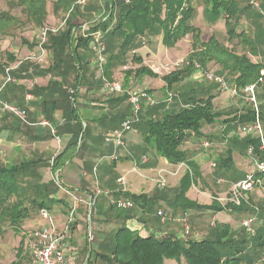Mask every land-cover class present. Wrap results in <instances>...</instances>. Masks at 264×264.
<instances>
[{
    "label": "trees",
    "instance_id": "16d2710c",
    "mask_svg": "<svg viewBox=\"0 0 264 264\" xmlns=\"http://www.w3.org/2000/svg\"><path fill=\"white\" fill-rule=\"evenodd\" d=\"M75 1L57 0L53 3V9L54 11L59 8L67 9ZM203 1L205 3L204 12L210 20H217L223 16L229 39L239 37L242 40H246L243 29L236 31V24L239 22L238 20L244 17L247 11H250L252 0L244 8L239 6L238 0ZM19 2L25 6L29 17H36L41 19L42 22L45 20L47 0H19ZM105 2V16L94 21L87 30H81V34L77 38H73L71 35L73 24L68 19L65 21L66 24L63 30L49 31L46 47L51 52L52 61L47 71L56 66L64 68L68 66L71 69H75L74 65L79 62V60L75 61V58L77 56L81 58L79 53L76 55L77 51L85 48L92 51L91 47L96 35L98 40L104 44L103 54L107 53L109 55L105 61L104 74L106 78H110V68L114 61H119L129 51L134 52L136 47H139L145 41L150 42L160 36L164 46L172 47L180 38L191 34V52L185 67L196 68L193 65L194 62L200 67H208L209 63L219 65L221 72L229 74L236 94H239V92L243 93L245 86L259 80L260 70L264 68L263 63L251 61L246 54H235L212 35L206 41L201 39L199 28L192 22L197 13V8H194L191 0H106ZM258 5L257 16L264 17V0ZM5 19L12 21L15 20V17L10 14L0 17V20L5 21ZM259 35L258 42L262 45L264 43V32ZM257 37L258 35L256 34L255 38ZM114 48L115 51H113ZM66 49L72 55L73 61L71 65H68V62L66 64L63 56ZM83 58L82 56V60ZM132 59L139 63L142 61L138 53H135ZM83 63L88 62L84 60ZM183 72L181 69L173 70L160 77L168 91H171L170 89L174 84L180 82ZM144 73L151 77L158 76V73L154 72L153 69L143 65L138 66L137 70L134 71L135 75ZM127 74L129 75L131 72ZM83 77L81 70L80 75L75 77L74 84L77 83L78 78L82 80ZM54 83V81H49L48 85ZM64 95L65 99L68 100L69 113L73 116L72 101H74L75 94L72 98L68 92L64 93ZM186 95L184 105L178 108L177 111H167L160 117L144 120L142 124L144 130L143 140L157 154L168 163L174 165L183 164L186 167L184 174L179 180L180 184L176 188V194L172 201L173 208H179L184 211L187 208H193L196 210H209L213 213L224 210L235 212H243L245 209L253 210L254 208L250 207L251 203L246 201L235 203L228 200L224 205H221L214 198L209 204H198L185 196V191L189 186L198 178H201L200 167L189 158L186 150L182 149L188 136L191 133L195 136H201L200 129L203 125H211V123L218 120L222 125L226 124L233 127L238 124L250 123L254 120L252 107L245 104L243 111H240L239 114L222 119L225 114L213 106L215 95L210 94L206 97L196 93L190 95L187 93ZM125 98L127 99L128 97L126 93H123L117 99L123 100ZM263 115L260 114V118L264 122ZM124 117H121L119 121L124 120ZM47 121L53 125L49 119ZM77 127L76 131L73 132V141L69 143L73 147L77 145L81 131L86 130L80 124ZM231 137L233 138L230 140L234 145L237 144L242 149L252 146L254 155L258 154L259 140L256 137L246 136L239 138L235 135ZM226 150L229 152L227 156L218 158V165L223 166L225 169L234 166L231 148ZM57 159L58 155L53 156L52 165L50 163L51 171L56 170ZM36 163L34 160L10 164L0 163V218L8 220L12 231L17 233L23 230L21 225L27 218L29 207L38 211L41 208L48 210L49 203L63 201L50 197V192L53 188L51 184H56L55 179L40 183L42 174L36 172ZM254 175L261 176L264 179V176L258 172ZM27 189L33 190L34 193L29 199L27 197ZM156 192H158L159 196L154 194L147 197L143 193L135 194L130 192L123 194L115 192L116 196H114L117 197L121 194L123 198H128L133 202L132 207H137L138 212L147 214L150 209L148 201L154 204L160 199L163 200L160 191ZM113 209L119 213L118 210L123 208L109 205L108 210L112 211ZM263 212L264 208L261 213L257 211L255 216L259 217ZM127 214H123V217L119 216L121 217L119 218L121 222L109 239L111 246L109 248L103 247L101 249L102 252H97L94 256L96 261L102 260L106 264H165V260L174 259L175 264H264L263 224L256 228L253 235H250L241 225V229L237 230L230 223L214 220L205 236L185 239L173 232L155 233L150 229L144 230L142 234L139 230L126 226V220L131 218ZM155 215L158 216V213L155 212ZM10 264H18V260H14ZM87 264H92V261Z\"/></svg>",
    "mask_w": 264,
    "mask_h": 264
},
{
    "label": "crops",
    "instance_id": "0c3cea01",
    "mask_svg": "<svg viewBox=\"0 0 264 264\" xmlns=\"http://www.w3.org/2000/svg\"><path fill=\"white\" fill-rule=\"evenodd\" d=\"M191 3L194 8H197L194 0H191ZM100 6L101 5H99L98 2L96 3L92 0L87 4L79 5L77 7L75 6L76 8L74 9V6L72 5L67 9L54 11L53 5L49 6L46 4V17L42 22L41 19L36 17H29L26 13L25 6L21 4L19 0H0V17L5 16V14H10L15 17V20L12 21H7L6 19L5 21L0 20V86L5 79V72H3V70L7 66L14 67L10 71L12 73V80L7 82L1 91L0 97L3 101L13 103L21 109H24L26 113L25 115H27L31 121L38 122L39 120L49 119L56 128L57 134L60 136L61 145H58L54 137L51 136L48 128L40 124L27 125L22 123L19 118L10 112L0 113V141H9H7V143L10 145L5 143V145H8V152H11L10 158L12 159H10L9 162L15 161V163H20L25 160H34L37 162L35 170L36 172L41 173L42 177L46 174V171L50 176L49 181L57 176L61 185L68 190L71 189L75 191L79 197H81V201L78 204L75 213L76 221L71 225V230L68 235V243H70V246L73 245L76 249L73 254L75 259H70L71 253H69V249H67V261L63 264H87L89 261L95 263V254H97V252H102L101 249H103V247L109 248L111 246L109 239L113 236L114 230H116L118 224L121 222L119 219L120 217H116L118 213L114 211V209L110 212H108L109 210L106 211L105 213L107 214L104 218L105 222L97 221L94 224L96 228L94 232L95 235L91 233L93 235L92 240H87V234L84 235V228H82L83 222L80 216L82 214H80L81 212H79V210H84L82 206H85V210L88 213V197L94 193L86 184L88 181L84 178L82 179V177L86 175V171L79 166L78 162L81 164L83 163L84 166L89 162L88 164L91 166L93 173H95V180L99 185H101V182L105 186H107V184L111 185V182H109L112 181L111 173L108 172H111L112 170L117 171L113 183L115 188L112 189V191L102 190L104 191V197L101 198V200H107L109 205H111L110 200L112 198H123L121 194L115 197V192H121L122 194L127 192L135 194L143 193L147 197L152 196L156 191H160L156 180L160 176L165 178L166 175H163L162 173L166 171L167 173H171L172 171H175L178 166L185 167V165L168 163L143 140V121L149 118L160 117V114H164V111L162 110L164 108L167 109L171 107L172 109L174 103L166 104L164 102L167 96L177 97L178 101L176 100L177 102L175 106L179 107L184 105L187 93L189 95L196 93L205 97L213 94L215 95L213 106H215V101H218V99H222L224 102L228 99L225 95L226 93H224L225 91L222 93L216 92V89L219 90L221 86L208 91V86L205 85L207 80H205L204 77H201V69H195L190 76L183 78L185 82H191V84L194 85L193 87L190 86L189 89H184L181 92L178 90L176 93L172 92V87L179 83L172 86L170 89L171 91H168L165 87L164 81L160 78L162 75L158 73L157 70L163 69L164 71L168 70L167 72H170L181 69L184 71L187 58L191 52L190 44V49L187 50L188 52L186 55L176 59V62L173 63L176 67H174L173 64L162 66H155V64L147 65V67L152 68L154 72L158 73V76L144 77L141 81L144 82V85H150V88H153V94L157 93V90L155 89L164 87L168 91L167 96H164L163 99H158L156 105L152 108L147 106L144 102L141 103V116H139V121L135 125L136 130L125 133L124 147L114 149L112 143L110 144L104 141V137L118 125L121 117H124V115L126 117L128 115L126 114L127 111L124 110V104L127 106L129 104L127 99H117L119 96L118 94H112L111 90L104 89L103 83H101L99 79L97 80L95 76L94 78H91L89 76L90 74H88V72L86 73L85 69H82V64L85 63H76L74 65L75 69H71V67L68 66L65 67L66 69L64 67L56 66L55 68L50 69V71H47L52 61L51 52L48 50V52L43 55L38 53V34L43 28V25H57L60 27L65 23L66 19H69L70 23L73 24L71 35L73 38H77L82 30H78L80 24H82V28L83 26H86V24L97 21L105 16L106 11L104 5ZM196 12L197 13L192 22L198 26L195 22L200 13L198 8ZM238 21L239 22L236 24V31L238 29H243L238 28L237 25L241 23L240 20ZM75 30L78 31L76 32ZM248 37L250 36L248 35ZM156 38L159 40V43H161V37L159 36ZM190 40H192V37L189 41ZM181 41L180 38L172 48H178ZM150 42L149 43L152 44V40ZM142 48L145 49V53L150 52V48L147 45L139 48L136 47L134 52L138 50L140 51ZM164 48L165 51L163 52H166V54L168 53L167 51L171 49L167 46ZM82 51L83 49H80V52ZM139 55L143 60L144 54L140 53ZM84 60L91 62L90 57H84L83 62ZM250 60L254 61L255 58H251ZM146 61L147 59L144 58L143 63L145 64ZM92 66L93 62L90 67ZM212 66L213 64L209 63V67ZM81 70L84 77L80 80L79 76L77 83L74 84V79L77 75H80ZM184 72L181 76H183ZM203 80L205 81L204 83H202ZM49 81H54L55 83L48 85ZM96 81H98V85ZM159 81L161 82L160 84ZM210 82L211 81H209V83ZM140 85L143 86V84ZM232 87L233 85L231 88ZM68 89H74L75 91L74 101H72L73 116L69 113L68 100L65 99L64 95V93H67ZM226 105L233 106L237 111L235 110V112L230 115H224L222 119H225V117L228 116H233L234 114H239L240 111H243L244 104L242 101L239 104L231 102ZM218 109L224 110L225 108L222 105L219 106ZM78 124L84 127V129L86 128V130L81 131L80 139L77 140V145L73 147L72 144L69 145V143H72L73 141V132L78 128ZM213 124H220V122L218 120L211 123V125H203L200 129L202 135L195 136L191 133L188 136V139L184 142L185 145L182 146V149H185L188 153L189 158L198 165H200L201 159L206 160L205 165L211 163L209 156L214 152L211 146L213 142L217 141L216 135H212L211 132V126ZM240 125L243 124H238L235 127ZM225 126L228 125H222L223 128H225ZM244 135L254 137L251 134L245 133L242 134L241 137H244ZM205 141L209 143L208 147H204L203 143ZM121 148L122 152L120 151ZM149 151H151L152 154H150ZM55 155H58L57 168L56 170L51 171L50 160ZM143 156H147L146 162L141 161ZM73 164L77 165L81 170V174L76 171V167L73 166ZM199 167L201 168L202 166ZM120 177L124 178L125 186L116 182V179ZM42 180L43 178L40 183L44 182ZM50 194V197H53L54 199L63 200L49 203L48 209L49 213L54 216L58 226L61 227L67 217L69 198L68 195L56 184L54 188H52ZM244 195H247V192L244 193ZM96 198H94L95 204L98 202V199ZM247 202L249 201L247 200ZM158 210H161L159 206L156 211ZM91 212L92 210L90 211V214ZM97 212L101 213L99 210H96V213ZM209 212L213 213L211 211ZM36 215L37 217L33 220L34 226L30 228L28 232L32 229L40 228L45 222L38 214ZM215 217V214L212 215L211 220H216ZM147 223L148 224L145 226L139 224L133 217L128 218L125 222L127 227L129 226L132 229H137L142 234L144 230L147 229L153 230L155 233L173 232L168 231L160 222L158 224H152L147 220ZM92 231L93 230H91V232ZM175 234L180 236L178 230Z\"/></svg>",
    "mask_w": 264,
    "mask_h": 264
},
{
    "label": "rangeland",
    "instance_id": "374dc122",
    "mask_svg": "<svg viewBox=\"0 0 264 264\" xmlns=\"http://www.w3.org/2000/svg\"><path fill=\"white\" fill-rule=\"evenodd\" d=\"M57 1V0H47V4L49 6H52L53 3ZM92 0H87L85 4H87L88 2H90ZM96 3L98 2L99 5H104L106 2V0H94ZM251 0H238L239 6L244 8ZM253 3H251L250 5L252 7H250V11H247L246 14H244V17H242L240 19L241 23L238 24V28H243L244 32H245V36L246 40H242L239 37L237 38H231L229 39L226 33V29L227 26L225 24V21L223 20V16L221 17V19H217V20H210L208 18V15L204 12V6L205 3L203 0H194V3L197 5V8L199 10V15L196 19V24L199 26H197L199 29V36L201 37L202 40L206 41L208 40V38L210 37V35L214 36L216 39H218V41L223 45H225L227 48H229L230 50H232L235 54H246V56H248V58H255L254 61H260L261 63H264V43L262 45L259 44V38H260V33L264 32V17H259L257 16V11H258V7L260 4V2H263V0H252ZM77 0L72 4L74 8H76L77 6H79V4L77 3ZM254 2L257 3V5L254 4ZM71 5V6H72ZM76 6V7H75ZM100 6V7H101ZM61 9V8H59ZM58 9V10H59ZM75 11V10H73ZM69 20V19H68ZM246 21V22H245ZM236 22V21H235ZM233 22V23H235ZM93 23V22H92ZM92 23L86 24L87 27H89V25H92ZM66 23H64L62 26L58 27L57 25H43L42 27H47V28H59V30H63V28H65ZM79 25V24H78ZM81 25L80 24V28L78 30L81 29ZM78 30H75L76 32ZM256 34L258 35L257 38H255ZM188 35V36H187ZM185 35L183 38H181V42L179 43V47L178 48H172V47H168L171 48L169 49L166 54V52L164 53L163 51H165L166 46H162L163 44L159 43L158 39H153L152 40V44H150L149 42H144L142 45H140L139 47H143L145 45L149 46L150 48V52L145 53V49L142 48L140 49V51H136V52H127L126 55H124L123 57H121L119 59V61H114V64H112L111 66V77L110 78H106L105 74H104V66L105 63L103 64L102 68H100L97 64H96V58H95V54H93V52L87 48L83 49L82 52H80V49L78 50V52L76 53V55L79 53L81 56V58H79L78 56L75 58V61H78L77 63H83L82 60V56L83 57H90L91 62L82 64V69L86 70V73L88 72V74H90L89 76L91 78H94V76L96 77V79L100 80L102 83V78L106 79L107 81L109 80L110 82H115L118 83V85L120 86V91L115 92L112 91V94L116 93L119 96H121L123 93H126V95L128 94V92L132 93V92H138L139 90H143L146 89L148 92L151 93V96L154 97L155 99V104L153 106L156 105L157 100L158 99H163L164 96H167V89L163 88H157L155 90H157V93H152L154 92L153 88H150V85H144V82H142L141 80L144 79V77H149L148 74L144 73L142 75H135L134 71L137 70L138 66L143 65L145 67H147V65H151V64H155V66H162V65H170L175 63L176 59H179L180 57H182L183 55H186V53L188 52L187 50L190 49L189 45L191 44L192 40L189 41V39H191V34H187ZM248 35L250 37H248ZM78 37V36H77ZM104 42V41H103ZM48 44L47 39L44 43V53L48 52V49L46 47V45ZM153 46V48H152ZM138 47V48H139ZM113 51H115V48L113 49ZM39 54H43L41 53V51L39 50L38 52ZM135 53H143L144 54V58L147 59L146 63H143V60L139 63L136 62L135 60L132 59L133 55ZM105 55V61L108 59L109 55L107 53H104ZM66 61V64L68 62V65L72 64V55H70V52L68 49L65 50V54L63 55ZM255 56V57H253ZM142 58V57H141ZM164 58V59H163ZM84 59V58H83ZM188 59V58H187ZM93 62V66H91ZM174 67H176L173 64ZM219 67V65H217ZM216 66V64H213L212 67H200L201 69V77L203 78L204 73H209L212 72L215 75H218L220 77H222V79L225 80V85L226 87L224 88H220L219 90H217L216 88L219 87L220 85L218 83H215L213 81H211L209 83V81H206L205 85L208 86L207 89L208 91L216 89V92L218 93H226V97L228 99L225 100V102L222 99H218V101H215V108L218 109L219 106H224V110H220L222 111L225 115H230L232 113L235 112L236 109L233 108V106H229L226 104H230L231 102H236V103H240L241 101L243 102V104L250 106L251 104L248 100V95L247 93L243 92L239 94H233L231 93V86L232 81L230 79L229 74H227L226 72H221L220 68H218ZM127 67V68H124ZM150 68V67H148ZM163 68V67H161ZM186 68V70H185ZM152 69V68H150ZM196 68H192L190 66L188 67H184V74L183 76H181V81L179 82L178 85H173L174 87H172L173 89V93H176V91H182V90H187L191 87H193L194 85L191 84V82H185V80H183V78L190 76ZM198 69V70H200ZM162 70V71H161ZM161 70H157L158 73H160L161 75L166 74L167 71H164L163 69ZM170 70V69H169ZM131 72V74H127ZM151 77V76H150ZM154 77V76H153ZM264 79V77H263ZM205 81L203 80L202 83H204ZM97 85H98V81H96ZM161 82L159 81V84ZM140 84H143L140 85ZM177 84V83H176ZM222 90V91H221ZM255 92V96H256V100L258 103V107L260 110V114L263 115L264 114V80L263 82H260L257 84L256 88L254 89ZM158 96V97H157ZM161 98H160V97ZM172 98V99H171ZM126 100V98L124 99ZM178 101L177 97H170L167 96L166 100H164V102L167 104H173L172 109L167 108L162 109L164 111V113H166L167 111H176L178 110V108H180L179 106H175L176 102ZM222 100V103H221ZM165 104V105H166ZM242 104V103H241ZM124 110L127 111L126 114H130V105L128 104V106L126 104ZM152 106V107H153ZM151 107V108H152ZM23 110V109H22ZM219 110V109H218ZM237 111V110H236ZM26 114V113H25ZM161 115V114H160ZM141 116V115H140ZM264 116V115H263ZM27 119L29 120L28 116ZM32 123H35L36 125H38V122H40V120L38 122L35 121H31ZM263 129H264V122H263ZM241 125L238 127H233V126H225V128L222 127V124H213L211 126L212 130V135L215 134L217 137V141L212 143L211 148H213L214 152L212 155L209 156V159L211 161V163H208L205 165L206 160L205 159H201L200 160V165H198L196 163V165L202 166L200 168V170H202L201 172V178H198L196 181H194V183H192L189 188L185 191V196H187V198L191 201H194V203H201V204H206V203H210L214 198H216L219 203L221 205H224L226 202H228L231 194L230 189L232 187V185L236 182H238L239 180H241L245 174L250 173L252 171H254L255 169V165H254V155L249 154L247 149H242V147H240L237 144H233L231 142L230 139H232L233 137H231L232 135L238 136L239 138L242 136V134H244L241 129H240ZM47 128V127H46ZM49 129V128H48ZM50 132V130H49ZM234 133V134H233ZM51 134V133H50ZM247 134V133H245ZM252 135V134H251ZM249 136V135H248ZM244 137H246L244 135ZM252 137V136H250ZM8 140H6L5 142L0 141V163L1 164H10V163H14L15 161H10V153L8 152L9 148L8 145H10L9 143H7ZM9 142V141H8ZM8 144V145H5ZM214 144V145H213ZM185 145V143L183 144ZM227 148H231L232 151V159H233V165L231 168H227L225 169L223 166L218 165V158L219 157H226L227 154L229 153L226 149ZM122 150V148L120 149V151ZM122 152V151H121ZM150 154H152L151 151H149ZM121 154V153H120ZM215 155V156H214ZM78 159V158H76ZM133 162V161H132ZM89 163V162H88ZM84 164L79 163V166L84 169L86 171V175H84L82 177V179L84 178L86 181H88V183H86L89 186V189L95 193L98 189L100 191V194H98L97 198L98 202L97 204L94 205L91 214L89 215V213L86 212L85 210V206H82L84 208V210L80 209L79 212H81L80 215L81 216V220L83 222L82 224V228H84V235L85 234H94L95 232V226L94 224L98 221H103L105 222L104 218L105 215L107 213H105L106 211H108L109 208V204L107 200H101V198H103L104 196V191L102 190H110L112 191V189L115 188L114 183V178L116 176L117 171L112 170L111 172V178L112 181L111 185L107 184V186H105L104 184H102V182L100 183L101 185L97 184L96 180H95V173H93V170H91V166L89 164ZM135 163V161H134ZM73 166L76 167V171L81 174V170L77 167L76 164H73ZM179 171V172H178ZM185 171V167L184 166H178V168H176L175 171H172L171 173H167L164 172L162 173L163 175H166L165 178L163 177V181L165 182L164 186H160V182H158V179L156 180L159 189H160V194L163 197V200H158L156 203L151 204V201H148V206L150 207L149 209V213H141L138 212L137 207H130L129 209H120L118 210V214L116 215V217L119 216H124L123 214H127V216L133 217L136 219V221L139 224H143L144 226L147 225V220L152 223V224H158L160 222V218L159 216L155 215V212H157V207L159 206L161 208V211H163V213L165 214V221L162 224V226H164L165 228H167L168 231H173V233L175 234L176 231H179V235L182 238H200L203 237L207 234L208 229L210 226H212V223L214 222L213 220H211V216L215 214V219L218 221H223L226 223H230L231 226L234 229H241L240 226V222L247 217H253L257 214V211H260V213L262 212V209L264 208V184L263 185H258L253 189H251L250 191L247 192V195H243L242 198L240 199V202H247V200L251 203L250 207L252 206V208H254L253 210L250 209H245L243 212H235V211H218V212H214V213H210L209 210H196L193 208H187L185 211L181 210L179 208H173V199L175 197L176 194V188L179 186L180 182V178L182 177V175L184 174ZM178 172V173H177ZM169 174V175H168ZM203 174V175H202ZM43 180L44 182H47L50 180V176L48 175V172L46 171V174L43 175ZM53 183V182H52ZM55 184H51V187L54 188ZM161 187V188H160ZM107 188V189H106ZM157 188V187H156ZM158 190V189H157ZM158 192H156L155 194H157ZM152 194V193H151ZM33 190L31 189H27V197L28 199L33 196ZM154 195V194H153ZM159 196V194H157ZM114 196V195H113ZM76 197L77 198H81L79 197V195L76 193ZM150 200V199H149ZM152 200V198H151ZM28 203V202H27ZM248 205V204H247ZM249 207V205H248ZM96 210H99V212L101 213H96ZM111 211V210H110ZM108 211V212H110ZM256 213H253V212ZM78 212V214H79ZM39 215V211L37 209L31 208L29 207V213L27 215V218L22 222V231H20V233H17L16 231H12L10 225H9V221L6 219H2L0 218V264H10L12 262H14V260H18V264H24L26 262V258H27V245H26V238H27V233L29 231L30 228H32L33 225V220L37 217V215ZM40 216V215H39ZM259 216V215H258ZM256 221H254V223L252 224V227L254 228V230H256V228L261 225V223L258 221V218H262L264 217V212L262 213L261 216L257 217ZM121 218V217H120ZM177 219H179V221H177ZM182 219H185V221H181ZM105 224V223H104ZM188 225L189 226V231L185 233V226L183 225ZM105 227V226H103ZM176 228V229H175ZM107 229V228H106ZM91 230H93L91 232ZM166 230V229H165ZM25 233V235H24ZM85 237V236H84ZM69 239V238H68ZM22 241V242H21ZM264 251V249H263ZM20 260H19V259ZM92 264H106L104 261L102 260H97L95 263L93 262ZM165 264H175V260L174 259H167L165 260Z\"/></svg>",
    "mask_w": 264,
    "mask_h": 264
},
{
    "label": "built area",
    "instance_id": "2783aa9c",
    "mask_svg": "<svg viewBox=\"0 0 264 264\" xmlns=\"http://www.w3.org/2000/svg\"><path fill=\"white\" fill-rule=\"evenodd\" d=\"M87 0H77L76 4L84 5ZM255 5H257L256 2H254ZM87 26H83L82 30H87ZM59 28H47L43 27L39 34H38V48L41 51V53H44V43L47 39V35L49 31L56 32ZM95 41L92 44V52L95 54L96 58V64L102 68L103 64L105 63V55L104 52V44L98 40L97 35L95 36ZM41 54V55H43ZM182 63V61H181ZM179 65V64H177ZM193 65L200 69V65H198L196 62L193 63ZM14 67L7 66L4 70L5 72V79L3 83L0 86V95L1 91L7 84V82L12 80V75L10 73V70H12ZM127 68V67H124ZM204 79L207 81H213L215 83H218L221 88L226 87L225 80L222 79V77L213 74L212 72L204 73L203 75ZM264 77V68L260 70V76L259 80L251 85L245 86L244 92L248 95V100L251 104V107L254 111V120L253 122L246 123L241 125L240 129L243 133L252 134L254 137H256L259 140L258 144V154L254 155V150L252 149V146L248 147V153L254 155V165L255 170L253 172L245 174V176L239 180L238 182L234 183L230 189V198L229 200L239 203L240 199L244 195V193L250 191L251 189H254L258 185L264 184V179L261 178V176L254 175L256 172L264 176V129L262 126V121L260 118V110L258 107V103L256 100L254 89L256 88L257 84L260 82H263ZM103 87L106 90H111L118 92L120 91V86L118 83L107 81L106 79L102 78ZM68 94L72 98V96L75 94L74 89H68ZM231 92L233 94L235 93V88H231ZM127 102L130 105V111L131 113L124 118L115 128H113L109 134H107L104 137V141L108 143H112L114 149H117L119 147H124L125 140L124 136L125 133L130 131H135L136 127L135 124L139 121L140 116V108L141 103H145L147 106L152 107L155 104V99L153 96H151V93L148 92L146 89L139 90L138 92H128L127 94ZM1 112H10L11 114L15 115L19 120L22 122L28 124V125H36L35 123H32L28 121L27 115H25V111L22 110L17 105L3 101L0 97V113ZM38 124L49 128L50 133L52 137H54L55 141L58 143V145H61L60 136L57 134L56 128H54L53 125H51L47 120H41L38 122ZM204 147H208L209 143L205 141L203 143ZM142 162L147 161V156H143L141 159ZM50 163L52 165L53 163V157L50 160ZM56 185L60 187V189L63 190L64 193L68 195L69 198V205L67 210V217L65 219V222L60 226L56 223V220L53 215L49 213V211L45 208H41L39 211L40 217L45 221L44 224L40 228L32 229L30 232L27 233V239H26V245H27V261L24 264H63L67 261L66 258V250L69 249L70 259H75L74 253H75V247L70 246V243H68V235L70 233V227L71 225L76 221V209L78 207V204L80 203L81 199L76 197V192L65 188L63 185H61L59 179L57 176L54 178ZM116 182L122 185H126L124 178L120 177L116 179ZM158 182H160V186H164L165 182L163 181V177H158ZM97 191L88 197L87 205H88V213L90 215V211L93 209L95 203L94 198L100 194V191L96 189ZM111 205L117 207V208H123L127 209L128 207L133 206V202L130 199H123V198H112L110 200ZM158 216L160 218V223H163L165 221V214L163 211L158 210L157 211ZM257 218L255 216L253 217H247L243 219L240 223L242 227L245 228L246 232L250 235H253L255 233L254 228L252 227V224L254 221H256ZM179 221V219H177ZM182 222L185 221V219L181 220ZM258 221L264 225V217L258 218ZM185 233L189 231V226L185 225ZM92 234H87V240H92Z\"/></svg>",
    "mask_w": 264,
    "mask_h": 264
}]
</instances>
